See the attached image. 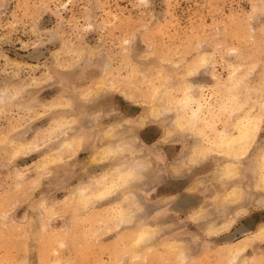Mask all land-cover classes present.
I'll return each instance as SVG.
<instances>
[{"label":"rangeland","instance_id":"374dc122","mask_svg":"<svg viewBox=\"0 0 264 264\" xmlns=\"http://www.w3.org/2000/svg\"><path fill=\"white\" fill-rule=\"evenodd\" d=\"M0 264H264V0H0Z\"/></svg>","mask_w":264,"mask_h":264},{"label":"bare ground","instance_id":"6f19581e","mask_svg":"<svg viewBox=\"0 0 264 264\" xmlns=\"http://www.w3.org/2000/svg\"><path fill=\"white\" fill-rule=\"evenodd\" d=\"M144 122V119H140V123H143Z\"/></svg>","mask_w":264,"mask_h":264}]
</instances>
